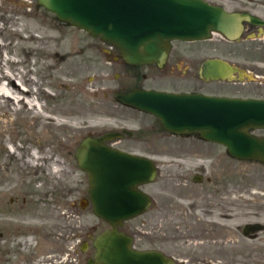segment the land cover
Segmentation results:
<instances>
[{
	"label": "rangeland",
	"instance_id": "rangeland-1",
	"mask_svg": "<svg viewBox=\"0 0 264 264\" xmlns=\"http://www.w3.org/2000/svg\"><path fill=\"white\" fill-rule=\"evenodd\" d=\"M235 2L223 0L227 7ZM0 15L6 17L0 19V82L7 84V78H11L22 91L31 90L32 93L27 96L37 102L32 113L26 112L30 109L29 105L22 107V103L12 98L9 108L0 98V215L4 219L12 209L14 222L20 223V227L26 224L22 227L27 232L33 229L30 228L33 224L50 228L47 241L43 244L49 253L59 254L53 255L55 259L52 256L46 259V262L73 264L68 259L78 256L77 264H87L85 258L90 250L93 251L90 241L108 226L91 211L89 203L82 207L79 205V199L87 193V178L85 171L76 164L74 149L84 136L101 133L116 124L132 132L139 127L146 131L145 141L121 140L119 145L149 157L158 166L153 181L142 185L151 197L150 204L145 211L122 222L121 229L132 233L133 247L142 249L159 244L153 235L157 200L162 194L160 190L170 187L163 184V177L172 176L173 181L169 177L168 180L174 183L180 181L177 177L184 171L188 174L194 170L200 172L202 164L203 173L211 176L214 173L219 176L222 171L227 177L229 172H241L244 177L242 184L257 191L259 218L264 219V207H261L264 206L263 163L229 158L217 142L168 133L159 129L157 119L151 114L115 106L111 91L105 92L106 88L112 87L111 75L109 80L106 77L105 81L98 80L99 71L100 75L106 74L105 70L98 68L102 58L95 46L96 39L84 29L57 19L53 12L35 0L18 6L0 3ZM11 15L13 17H8ZM51 34L54 38H48ZM240 44L241 41L227 40L217 33L205 39L180 43L188 50L200 51V58L194 59L196 65L206 56L221 57L236 64L244 59L238 52ZM54 51H57L56 55ZM181 64L184 60H180ZM243 71L241 77L234 73L231 79L210 82L206 90L237 96H264V84L254 87L250 67L244 66ZM2 73L7 78H2ZM153 83L165 87L177 86L166 79ZM14 95L21 96L19 93ZM34 114L44 115L35 117ZM263 132L259 129L252 131L255 134ZM8 140L17 147L15 155L10 156L6 151ZM43 149L47 154L40 157L39 165L35 166L33 161H29L28 154L35 150L39 157ZM193 187L196 185H189L190 190ZM185 191L187 193V186ZM162 195L168 197L167 194ZM174 199L182 201L176 195ZM143 229L147 234L140 238ZM58 230L62 232L60 237L54 236ZM204 239L219 246V253L210 258L214 264H239L238 259L230 258L229 245L225 249L224 243ZM81 241L88 243L89 252L78 249L77 243ZM245 242L243 240L241 244ZM247 243L249 245L250 241ZM204 244H199V247ZM177 246L187 251L184 244ZM204 261L199 264H208ZM257 262L248 260L246 264H264V231L259 232Z\"/></svg>",
	"mask_w": 264,
	"mask_h": 264
},
{
	"label": "water",
	"instance_id": "water-1",
	"mask_svg": "<svg viewBox=\"0 0 264 264\" xmlns=\"http://www.w3.org/2000/svg\"><path fill=\"white\" fill-rule=\"evenodd\" d=\"M57 19L84 29L116 45L131 64L164 60L172 39H204L215 29L227 40L236 39L242 14L225 11L205 0H35ZM236 71L227 60L206 57L200 75L231 79ZM122 103L144 110L171 133H195L224 146L233 157L264 164V97L211 95L198 92L132 88L115 95ZM113 132L84 136L74 157L87 178L91 211L108 223L91 241L88 264H174L155 249H137L129 234L118 229L124 220L140 214L150 197L138 188L154 178L155 166L147 156L109 147L103 140ZM84 205V199H79ZM245 227L261 229V223ZM80 249H84L83 246Z\"/></svg>",
	"mask_w": 264,
	"mask_h": 264
},
{
	"label": "flooded vegetation",
	"instance_id": "flooded-vegetation-1",
	"mask_svg": "<svg viewBox=\"0 0 264 264\" xmlns=\"http://www.w3.org/2000/svg\"><path fill=\"white\" fill-rule=\"evenodd\" d=\"M205 1L210 4L218 5L225 11H233L243 15V17L240 18V30L238 36L233 40L241 41L238 52L244 59H241L240 62H237L236 64L228 62L236 68L234 73H236L238 77L242 76L244 66L246 68L250 67L251 72L253 73L252 81H254L256 85L254 87L263 85L264 0H228L236 1L233 6L230 7L225 6L223 0ZM0 3H5L9 6H18L28 4L30 3V0H0ZM8 17L13 16L11 15ZM2 18L6 17H2V15H0V19ZM208 32L209 35L214 33L220 34L219 31L215 29H209ZM87 34L96 39L95 46L98 49L99 56L102 58L98 68L105 70L104 72L106 74V76L100 75L101 72L99 71L98 80L105 81V77L109 80V75H111L110 79L112 81L110 83L112 84V87L106 88L105 92L107 90L108 92L111 91V96L115 106L148 113L144 110L136 108L133 105L122 103L115 96L116 94L129 92L132 88L237 96L206 90V85L210 82H220L221 80L226 79H206L202 77L200 75L201 61L206 57L212 56L201 58L197 61L198 63L196 65L194 59L200 58L198 57L200 56V51L188 50L184 46L180 45L182 41L185 42L201 39L170 40L166 55L161 65H158L156 62L131 64L122 58L115 44L101 39L97 35H92L88 32ZM180 60H184V64L180 65ZM244 60L249 63H245ZM160 79L173 81V83H176L177 86L165 87L153 83ZM155 118L157 119V117ZM157 121L159 123L158 119ZM159 129L165 130L160 126V123ZM254 129L264 130V128H252L250 129V132ZM165 131L171 133L168 130ZM104 132H113L114 137L103 140V144L124 151L128 150L119 145L121 140L128 141V139H130L132 142L145 141L144 137L146 135V131L140 127L136 129L135 132H132V130L126 128L125 126L116 124V126L110 129H105L103 132L95 135L91 134V136H97ZM177 135L193 136L195 139L208 141L200 138L195 133H182ZM255 135L261 136L264 135V132ZM221 146L229 158L243 160L241 158L230 156L226 152L224 146ZM153 164L156 169V175L158 172V166L154 162ZM202 166H204V164H202ZM202 166L199 168L200 172H195L194 170L190 174H188V171L180 173L177 179L181 182L177 180L173 183L172 176L165 175L163 177V184L170 187L160 190L162 194H167L168 197H163L161 194V197L157 200V220L153 235L159 244L157 246L142 249L158 250L162 254L171 258L174 264H199L204 260V262H207L208 264H214L210 258L215 256V253H219L217 251L219 250V246H217L216 243H211L210 241L207 242V240L204 239L207 238L212 242L215 241L219 244L224 243L225 249L226 245H229L230 258H232V260L238 259L239 264H246L248 263V260L250 262L258 263V237L259 232L264 231V226L261 229L244 226L246 223H261L264 225V219L259 218L260 207L256 197V189L248 188V186L242 184V179H244V177L241 172H229L227 177L222 171L219 172V176H216L215 173L211 176V174L203 173ZM168 177L171 178L172 181L168 180ZM182 179L184 181H182ZM149 182L139 184L138 188L146 192L142 185ZM172 183L175 185H172ZM189 185H196V187H193L190 190ZM186 186L188 187L187 193L185 191ZM175 195L178 199H182V201L174 199ZM84 197H82V199H84V204L86 205L89 203L87 193ZM150 202L151 197L149 204ZM19 224L20 223H11L9 217H5L3 219L0 215V264H51L49 261L46 262L45 260L50 259L51 256L55 259V256L53 255H58L59 253H49L50 251H47L45 244H43V242L47 241L48 235L50 234V228L33 224L30 225V228L32 227L33 229L30 230V232H27L23 228L27 225L23 224L24 226L22 225L23 227H20ZM121 227H123V223L118 225V229L125 232V230H122ZM58 228L63 229L62 226H58ZM56 232L58 234H56ZM56 232L54 233V236L60 237L62 232L59 230ZM125 233L129 234L132 238L131 232ZM146 234V229H143L140 231L139 236L142 238L145 237ZM243 240L246 241L244 245L241 244V241ZM248 240L250 241L249 245L247 243ZM188 241L193 244H189ZM204 242V246H202V248L199 247V244H203ZM83 243V250L89 252V245L86 241L77 243L78 249L82 250L80 247L83 246ZM180 243L187 247V251L178 248L177 245ZM211 245H213L212 248L210 247ZM166 246H169V248L167 249ZM188 246L191 247V250ZM92 253L93 251L90 250V254L85 258L86 263L92 256ZM68 261L73 264H77L78 256H72L68 259Z\"/></svg>",
	"mask_w": 264,
	"mask_h": 264
},
{
	"label": "bare ground",
	"instance_id": "bare-ground-1",
	"mask_svg": "<svg viewBox=\"0 0 264 264\" xmlns=\"http://www.w3.org/2000/svg\"><path fill=\"white\" fill-rule=\"evenodd\" d=\"M52 35L53 34L49 35L48 38H52L53 37ZM60 42H62V40ZM56 52L57 51H54L55 55H56ZM62 54H64V53L62 52ZM57 55H59V54H57ZM59 57L62 58V55H59ZM91 60H94V59L91 58ZM51 65L54 66L53 63H51ZM1 77L2 78H7L5 76V74H3V73L1 74ZM15 93H19L21 96H16V95H14ZM31 93H32L31 90L30 91L29 90L22 91L17 85L14 84V82H13V80L11 78H7V84H4V83L0 82V98L3 99L4 104L6 105V107L8 106L10 108V103L13 101L12 98H14V99H16L17 102L22 103L21 104L22 107H25L26 105H29L30 109H27L26 112H32L33 113V111H34L33 109L36 108L37 102L34 99H32V98L27 96L28 94H31ZM36 112L37 111H35V113ZM42 115H44V114H42ZM42 115L40 116L39 114L38 115L34 114L35 117H37V116L38 117H42ZM16 150H17V147L13 144L12 141L8 140L7 141V145H6V151H7L8 155H10V156L11 155H15ZM41 153H42V155L38 157L36 151L32 150L31 153L28 154L29 157H30L29 161L30 162L33 161V164L35 166H38L39 165V158L40 157H44L47 154L45 149H43ZM50 160H51V157H50ZM44 162H45V160H44ZM54 166L56 167V163L54 164ZM9 213L10 214H8L7 217L10 218V222L11 223L15 224V222H14V217L15 216H14L13 210L10 209Z\"/></svg>",
	"mask_w": 264,
	"mask_h": 264
}]
</instances>
